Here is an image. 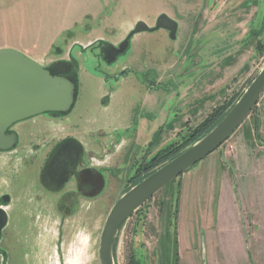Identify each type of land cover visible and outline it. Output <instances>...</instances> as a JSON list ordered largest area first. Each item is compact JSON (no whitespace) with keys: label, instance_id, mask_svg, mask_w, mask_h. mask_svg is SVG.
Returning a JSON list of instances; mask_svg holds the SVG:
<instances>
[{"label":"rangeland","instance_id":"rangeland-1","mask_svg":"<svg viewBox=\"0 0 264 264\" xmlns=\"http://www.w3.org/2000/svg\"><path fill=\"white\" fill-rule=\"evenodd\" d=\"M131 4L126 19L138 20L126 34L116 19L92 34L114 43L98 42L83 50L73 46L65 60L61 56L68 42H60L50 56L41 59L42 66H52L64 74H71L69 64L76 66L75 104L66 115H42L20 123L17 149L0 153L1 195L7 186L16 185L20 165L26 163L32 169L56 140L73 135L86 143L85 149L91 147L93 153L99 150V156L91 153L87 157L89 167L100 168L104 189L99 197L81 203L79 212L64 221L53 217L43 200L41 205L47 210L35 212L34 219L30 218L32 212L21 206L24 223L28 222L23 230L0 233V246L6 237L9 246H37L36 264H47L55 246V257L63 264L67 241L79 226L92 232L96 241L92 264H99L103 224L114 203L133 185L134 181H129L137 167L166 146L181 142L189 128L197 127L213 111L222 110L225 116L264 65V0H133ZM162 14L177 24L174 40L161 29L134 34L116 60L109 63L103 58L100 48L118 46L138 22L153 28ZM122 16L121 21L126 14ZM10 38L0 27V50L7 49L4 46ZM209 86L216 89L205 91ZM263 101L264 96L249 121L258 120ZM198 109L207 112L198 122H171L170 117L178 113L190 112L189 120ZM115 114L120 120L112 119ZM115 124L127 129L113 131ZM176 125L180 132L174 136ZM121 140L125 142L118 148ZM226 142L218 150L223 159L230 158L235 149L231 140ZM176 182L168 184L122 225L115 239L114 263L243 264L227 246L226 231L214 226L216 192L191 186L186 189L187 203H181V188ZM21 196L16 193V204ZM30 198L24 197V202ZM57 219L59 223L53 225ZM46 228L54 229L55 238Z\"/></svg>","mask_w":264,"mask_h":264},{"label":"crops","instance_id":"crops-1","mask_svg":"<svg viewBox=\"0 0 264 264\" xmlns=\"http://www.w3.org/2000/svg\"><path fill=\"white\" fill-rule=\"evenodd\" d=\"M112 1L114 2L111 3V0H66V2L0 0V27L11 36L4 47L20 52L42 65L41 59L50 56L52 49L60 42H68V48L61 56L65 60L68 59L67 52L69 49L72 52L73 46L83 50L98 42L114 43V40L109 41L98 34H92L106 24L111 26L113 19L117 20L116 25L123 27V32L126 34L138 18L126 19L133 0ZM122 14L126 16L121 21L119 17ZM89 22L93 25H89ZM215 87L209 86L204 89L213 90L216 89ZM198 92L200 91L195 94ZM263 96L264 93L257 104L258 107ZM262 111L256 116L258 120L252 122L247 119L229 138L235 148L230 158L223 159L218 149L184 173L177 182L181 188L179 199L181 203H187L186 189L191 186L194 189L199 188V191L203 187V191L216 192L214 226L226 231L227 246H231L232 253L235 251V257H240L243 264H264V101ZM193 112H195L194 117H190V121L187 117L189 112L171 116V122L179 123L180 120L183 125L186 123L191 125V119L198 122V119L207 113L200 109ZM114 117L112 119L115 121L120 120L117 119L116 114ZM111 128L113 131L120 128L127 129L122 124H115ZM179 128L177 125L176 128L174 126L172 131L174 136L180 132ZM71 137L75 138L73 135ZM79 142L85 149L86 143ZM124 142L121 140L117 147L119 148ZM90 148L85 149L88 155L92 153L93 156H99L98 148L95 153Z\"/></svg>","mask_w":264,"mask_h":264},{"label":"water","instance_id":"water-1","mask_svg":"<svg viewBox=\"0 0 264 264\" xmlns=\"http://www.w3.org/2000/svg\"><path fill=\"white\" fill-rule=\"evenodd\" d=\"M169 32L175 37L177 24L162 14L153 28L138 22L118 49L112 60L123 54L134 34L154 30ZM264 93V65L219 123L206 135L183 150L147 177L121 194L111 207L99 238V264L114 263V244L122 225L157 193L171 182L218 150L248 119ZM77 80L74 76L55 72L52 66L44 67L20 52L0 50V151L10 150L16 142V133L8 132L14 125L42 115H66L74 104ZM80 146L76 139H73ZM6 202L5 197L3 198ZM5 224L0 209V232Z\"/></svg>","mask_w":264,"mask_h":264},{"label":"flooded vegetation","instance_id":"flooded-vegetation-1","mask_svg":"<svg viewBox=\"0 0 264 264\" xmlns=\"http://www.w3.org/2000/svg\"><path fill=\"white\" fill-rule=\"evenodd\" d=\"M167 34L170 38L169 32ZM175 38L176 35L173 40ZM119 46L120 44L116 47H102L100 51L104 53L101 55L105 60H112L115 49H118ZM19 124L14 125L8 131L16 133L15 144L10 150L0 151V153H9L17 149L20 133L16 129ZM73 139L69 136L56 140L43 154L42 160L36 166L31 167L32 169H29L30 167L26 163L20 165L16 185L7 186L8 190L0 195V209L4 212L5 219L1 234H5L9 229L21 231L26 226L28 222L24 223L21 206H26L32 212L33 215H30L32 219L36 217L35 212L41 213L42 211L43 213L48 206L53 217L57 216L64 221L79 212L81 203L93 201L100 196L104 189L100 168L89 167L88 152L83 146L76 144ZM36 151H41V149ZM133 181L130 180L129 183ZM16 193L19 196L22 195L21 193L25 194L18 200V204L15 201ZM4 197L6 202L3 200ZM24 197H32V199L24 202ZM42 200L47 202L46 206L41 205ZM11 205L14 206L13 209H10ZM38 251L37 246H9V240L6 237L4 246H0V264L16 262L18 264H36L35 255Z\"/></svg>","mask_w":264,"mask_h":264},{"label":"trees","instance_id":"trees-1","mask_svg":"<svg viewBox=\"0 0 264 264\" xmlns=\"http://www.w3.org/2000/svg\"><path fill=\"white\" fill-rule=\"evenodd\" d=\"M69 65L71 66V68L72 67L73 69L75 68V70L72 69L70 74L71 76H73V72L76 71V66L73 63ZM224 113H225L224 111L222 112V110L219 109L213 111L197 127L193 129L189 128L187 135L182 138L181 142L166 146L165 148L159 150L155 155H153L148 161V163L146 164L142 163L137 168L135 175L131 178V180H134L133 185H135L136 183L147 177L149 174H151L153 171H155L165 163L175 158L187 147L191 146L193 143H195L204 135H206L222 119ZM174 182H176V180L171 182L170 184ZM130 187H128L125 191H127ZM141 210L142 208L139 209L136 213L140 212Z\"/></svg>","mask_w":264,"mask_h":264},{"label":"clouds","instance_id":"clouds-1","mask_svg":"<svg viewBox=\"0 0 264 264\" xmlns=\"http://www.w3.org/2000/svg\"><path fill=\"white\" fill-rule=\"evenodd\" d=\"M58 223L59 219L54 221L53 225ZM45 231L51 232L52 237L55 238L56 232L54 229L46 228ZM95 243L93 234L87 226L77 227L71 239L67 241L63 264H92L95 259V253L93 252ZM47 264H59V260L55 257V249H53V255L48 257Z\"/></svg>","mask_w":264,"mask_h":264},{"label":"built area","instance_id":"built-area-1","mask_svg":"<svg viewBox=\"0 0 264 264\" xmlns=\"http://www.w3.org/2000/svg\"><path fill=\"white\" fill-rule=\"evenodd\" d=\"M227 142H225L226 144ZM224 145V144H223ZM223 145H221V147L219 149H221L223 147ZM229 148V147H228ZM230 149L233 150V146H230Z\"/></svg>","mask_w":264,"mask_h":264}]
</instances>
